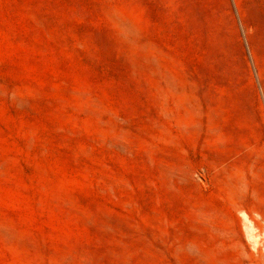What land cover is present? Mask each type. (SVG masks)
Here are the masks:
<instances>
[{
    "label": "rangeland",
    "instance_id": "rangeland-1",
    "mask_svg": "<svg viewBox=\"0 0 264 264\" xmlns=\"http://www.w3.org/2000/svg\"><path fill=\"white\" fill-rule=\"evenodd\" d=\"M0 264H264V0H0Z\"/></svg>",
    "mask_w": 264,
    "mask_h": 264
},
{
    "label": "bare ground",
    "instance_id": "bare-ground-1",
    "mask_svg": "<svg viewBox=\"0 0 264 264\" xmlns=\"http://www.w3.org/2000/svg\"><path fill=\"white\" fill-rule=\"evenodd\" d=\"M243 218L245 221V229H246L247 235L256 244L257 237L255 236V229L252 226V222H250V220L248 219L246 215H244Z\"/></svg>",
    "mask_w": 264,
    "mask_h": 264
}]
</instances>
